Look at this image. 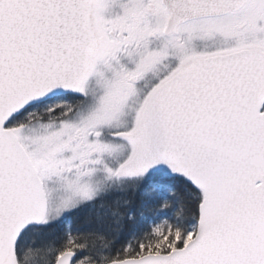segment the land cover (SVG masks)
Returning a JSON list of instances; mask_svg holds the SVG:
<instances>
[{"label":"snow or ice","instance_id":"6c2138e0","mask_svg":"<svg viewBox=\"0 0 264 264\" xmlns=\"http://www.w3.org/2000/svg\"><path fill=\"white\" fill-rule=\"evenodd\" d=\"M0 264H264V0H0Z\"/></svg>","mask_w":264,"mask_h":264}]
</instances>
